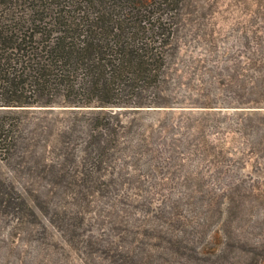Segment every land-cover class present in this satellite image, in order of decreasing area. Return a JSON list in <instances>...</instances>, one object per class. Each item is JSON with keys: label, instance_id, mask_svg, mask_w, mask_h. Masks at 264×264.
Returning <instances> with one entry per match:
<instances>
[{"label": "rangeland", "instance_id": "374dc122", "mask_svg": "<svg viewBox=\"0 0 264 264\" xmlns=\"http://www.w3.org/2000/svg\"><path fill=\"white\" fill-rule=\"evenodd\" d=\"M181 7L153 106L0 113V264H264V0Z\"/></svg>", "mask_w": 264, "mask_h": 264}, {"label": "trees", "instance_id": "16d2710c", "mask_svg": "<svg viewBox=\"0 0 264 264\" xmlns=\"http://www.w3.org/2000/svg\"><path fill=\"white\" fill-rule=\"evenodd\" d=\"M182 4L0 0V113L153 106L144 92L159 88Z\"/></svg>", "mask_w": 264, "mask_h": 264}]
</instances>
